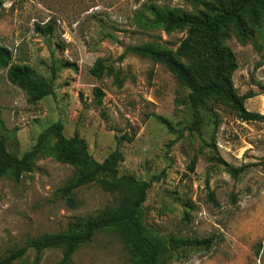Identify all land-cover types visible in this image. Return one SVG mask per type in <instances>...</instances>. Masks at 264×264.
Returning <instances> with one entry per match:
<instances>
[{
  "label": "rangeland",
  "instance_id": "374dc122",
  "mask_svg": "<svg viewBox=\"0 0 264 264\" xmlns=\"http://www.w3.org/2000/svg\"><path fill=\"white\" fill-rule=\"evenodd\" d=\"M206 1L3 0L0 46L11 51L14 63L29 66L35 79H53L54 93L30 104L0 70V135L7 150L20 157L60 122L63 135H78L97 162L118 150L120 175L143 181L157 176L140 217L149 236L176 252L166 264H264V123L241 122L211 101L201 110L200 130L190 131L188 91L162 64L125 52L145 42L175 50L185 37V31L143 29L138 15L148 14V6L197 14ZM45 23L53 27L51 35L34 32L35 24ZM225 44L237 63L236 92L254 94L244 107L264 114V19L245 43L230 30ZM97 58L119 72L121 87L110 76L90 75ZM93 88L103 92L100 105ZM53 143L50 139L48 146ZM244 164L254 166L233 179L229 170ZM72 174L70 165L45 152L19 182L0 178V257L28 238L63 230L74 217L112 203L111 194L90 184L75 192L78 205L69 207L56 191ZM183 239L212 241L208 248L177 252ZM62 253L45 249L39 264H55ZM35 256L28 249L14 264H29ZM72 264L131 263L121 237L106 231L75 251Z\"/></svg>",
  "mask_w": 264,
  "mask_h": 264
},
{
  "label": "trees",
  "instance_id": "16d2710c",
  "mask_svg": "<svg viewBox=\"0 0 264 264\" xmlns=\"http://www.w3.org/2000/svg\"><path fill=\"white\" fill-rule=\"evenodd\" d=\"M2 4L3 0H0V9ZM202 6L203 10L197 14L186 13L180 8L148 6V14L141 12L138 15L143 29H161L166 33L185 31V37L175 50L158 42H145L130 45L125 52L162 64L179 86L188 91L187 102L192 112L190 131L200 130L203 123L201 110L211 101H219L228 107L241 122L264 123V114L250 112L244 107V101L254 94L248 92L239 95L234 88L232 77L237 70V63L235 55L225 44L230 30L235 32L241 43L252 38L254 30L263 23L264 0H207ZM52 31L50 23L34 26V32L42 36L51 35ZM67 65L74 67L73 64ZM0 70H6L8 81L26 94L30 104H36L54 93L53 79L41 81L32 77L29 66L14 63L11 51L4 46H0ZM89 73L96 79L103 75L110 76L116 86L121 87L119 72L102 58L94 61ZM260 91L264 93V85H260ZM92 95L94 103L100 105L103 92L93 88ZM62 129L60 122L51 124L38 135L31 149L20 157L7 150L5 139L0 135V178L8 176L14 182H19L25 173L33 171L36 159L47 152L56 161L73 168L72 176L56 191L69 207L78 205L75 192L90 184L111 194L113 201L94 214L74 217L63 230L28 238L23 246L0 257V264H14L24 257L28 249L36 252L29 264H39L41 252L49 248L63 249L60 260L55 264H72L75 251L91 242L97 233L106 231L121 237L131 264H166L176 252L167 250L165 244L149 236L140 217L147 191L159 178L154 176L149 181H143L131 175H120L118 164L121 157L118 150L110 152L102 162H97L78 135L67 138ZM50 139L54 143L48 146ZM253 166L244 164L229 170V173L233 179H237L240 173ZM193 169L194 162L189 171ZM208 195L214 202L213 194ZM211 241L183 239L177 241L175 248L177 252L208 248Z\"/></svg>",
  "mask_w": 264,
  "mask_h": 264
}]
</instances>
